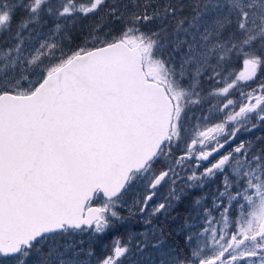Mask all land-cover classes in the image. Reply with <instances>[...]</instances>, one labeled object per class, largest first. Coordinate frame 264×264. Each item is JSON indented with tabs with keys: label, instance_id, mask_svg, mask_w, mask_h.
I'll return each mask as SVG.
<instances>
[{
	"label": "snow or ice",
	"instance_id": "snow-or-ice-1",
	"mask_svg": "<svg viewBox=\"0 0 264 264\" xmlns=\"http://www.w3.org/2000/svg\"><path fill=\"white\" fill-rule=\"evenodd\" d=\"M0 38V264H264V0H0Z\"/></svg>",
	"mask_w": 264,
	"mask_h": 264
},
{
	"label": "rangeland",
	"instance_id": "rangeland-1",
	"mask_svg": "<svg viewBox=\"0 0 264 264\" xmlns=\"http://www.w3.org/2000/svg\"><path fill=\"white\" fill-rule=\"evenodd\" d=\"M23 13H20V14H18V15H22ZM89 23H92V21L91 22H89ZM2 42H3V38H0V44H2ZM214 103H218V101H213ZM196 115L197 116H199V115H201V113H199V112H197L196 113ZM254 135H264V129H257L255 132H254V134H253V136ZM240 138H250L249 137V134L248 133H242L241 134V136H240ZM97 251H99V249H97Z\"/></svg>",
	"mask_w": 264,
	"mask_h": 264
},
{
	"label": "trees",
	"instance_id": "trees-1",
	"mask_svg": "<svg viewBox=\"0 0 264 264\" xmlns=\"http://www.w3.org/2000/svg\"><path fill=\"white\" fill-rule=\"evenodd\" d=\"M89 22H91V21L86 20V21L83 22V24L86 26L87 24H89ZM77 27L79 28L80 25L78 24Z\"/></svg>",
	"mask_w": 264,
	"mask_h": 264
}]
</instances>
